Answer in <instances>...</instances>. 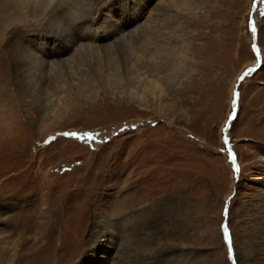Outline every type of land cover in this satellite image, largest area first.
Listing matches in <instances>:
<instances>
[{
  "label": "rangeland",
  "instance_id": "374dc122",
  "mask_svg": "<svg viewBox=\"0 0 264 264\" xmlns=\"http://www.w3.org/2000/svg\"><path fill=\"white\" fill-rule=\"evenodd\" d=\"M53 8L0 0V264H264V0Z\"/></svg>",
  "mask_w": 264,
  "mask_h": 264
},
{
  "label": "bare ground",
  "instance_id": "6f19581e",
  "mask_svg": "<svg viewBox=\"0 0 264 264\" xmlns=\"http://www.w3.org/2000/svg\"><path fill=\"white\" fill-rule=\"evenodd\" d=\"M2 1H5V0H2ZM9 1H12L13 3H14V5L15 6H18V7H20L21 8V6H25V4H26V2H27V0H9ZM37 1H39L42 5H44V6H54V8H53V11H56L57 9H58V7H60V6H62L64 3H65V0H37ZM36 3V0H28V3ZM69 7H70V5L67 7V9L66 10H68L69 9ZM71 8V7H70ZM65 10V11H66ZM90 13V12H89ZM89 13H88V15H89ZM120 17L121 18H119L118 19V21H117V23L116 24H118V27H125V26H127V25H129L130 23H133L134 22V18H136V16L135 17H130L129 15H127V14H121L120 15ZM99 28V27H98ZM98 30V29H97ZM5 31V30H4ZM3 31V32H4ZM75 31V33H76V35L77 36H79V37H90V36H93V37H97V36H99V33H97L96 31H90V28H89V26L88 27H86V28H84V30H82V31H78L77 29L76 30H74ZM114 31V28L113 29H110V31L108 30V29H102V35H103V37H107L111 32H113ZM129 34V33H128ZM90 35V36H89ZM147 39H149V40H147ZM146 39V43H144V44H142L141 46H140V50L142 51V53H150L152 50H153V46H152V40H150V38L148 37ZM144 41H145V39H144ZM143 41V42H144ZM138 42V41H137ZM81 43V42H80ZM83 44V43H82ZM141 44V43H140ZM89 47H91V46H89ZM42 51H44L43 52V55L44 56H54V55H56V54H59V52H63V49H54L53 47H47V48H42ZM150 51V52H149ZM155 52V51H154ZM150 55H152V53L150 54ZM143 56V55H142ZM141 56V57H142ZM153 56V55H152ZM147 58V57H146ZM64 59H66L65 57L64 58H60V59H58V60H64ZM152 59V58H151ZM53 60V62L54 61H57V59L55 58V59H52ZM72 60V59H71ZM69 61V60H68ZM147 61V60H146ZM155 61V60H154ZM50 62H51V60H50ZM167 63V62H166ZM66 64V63H65ZM69 64V63H68ZM146 65V64H145ZM149 66H151V65H149ZM152 67V66H151ZM157 70V69H156ZM171 70V69H170ZM172 72V71H171ZM174 72V71H173ZM174 74H175V72H174ZM173 74V75H174ZM129 76V75H128ZM174 104V103H173ZM175 106V105H174ZM173 107V106H172ZM169 108V107H168ZM163 110H165V112L167 111V108L166 107H164L163 108ZM164 113V112H163ZM168 116V115H167ZM5 131V127L3 128L2 126H0V132H4ZM37 222V221H36ZM39 224V223H38ZM36 225V224H35ZM3 248H5V247H3ZM25 248V247H24ZM19 249V248H18ZM1 251V250H0ZM19 251V250H18ZM44 251V250H43ZM7 252H8V250H7ZM6 253V252H5ZM49 253V252H48ZM4 254V253H3ZM18 254H19V252H18ZM18 254H17V251H15L14 253H11V255H12V259H13V262L15 261L16 263L15 264H17V261H16V259H17V257H18ZM42 254V253H41ZM45 254V253H44ZM50 254V253H49ZM35 256V255H34ZM48 257H50V256H48ZM33 259H36V258H33ZM32 259V260H33ZM44 259V258H43ZM42 259V260H43ZM46 259H47V257H46ZM45 259V260H46ZM50 259V258H49ZM3 260V259H2ZM25 261V260H24ZM36 261V260H35ZM39 261V260H38ZM2 263V262H1ZM35 263V262H34ZM45 263V262H44ZM43 263V264H44ZM47 263V262H46ZM20 264V263H19ZM39 264V263H38Z\"/></svg>",
  "mask_w": 264,
  "mask_h": 264
},
{
  "label": "snow or ice",
  "instance_id": "6c2138e0",
  "mask_svg": "<svg viewBox=\"0 0 264 264\" xmlns=\"http://www.w3.org/2000/svg\"><path fill=\"white\" fill-rule=\"evenodd\" d=\"M65 135H69V134H65ZM90 135V134H89ZM232 159H233V161H235V154L233 153L232 154ZM236 171L238 172L239 171V168H238V166H237V168H236ZM225 231L227 232V229H225Z\"/></svg>",
  "mask_w": 264,
  "mask_h": 264
}]
</instances>
